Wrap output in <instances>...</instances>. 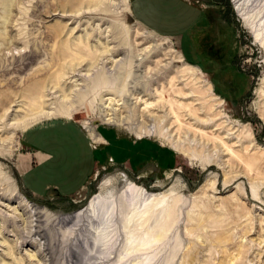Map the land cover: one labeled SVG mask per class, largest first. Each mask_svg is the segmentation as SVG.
I'll return each instance as SVG.
<instances>
[{"label": "rangeland", "instance_id": "rangeland-1", "mask_svg": "<svg viewBox=\"0 0 264 264\" xmlns=\"http://www.w3.org/2000/svg\"><path fill=\"white\" fill-rule=\"evenodd\" d=\"M255 34L264 41V0H0V95L20 93L24 78L50 62L57 43L88 38L99 49V41L110 48L113 59L122 58L118 67L99 56L93 66L84 62L65 70L61 85L68 94L72 91L69 98L78 106L72 118L6 132L5 120L0 122V264H143L147 258L148 264H264V47ZM169 50L181 60L164 56ZM68 53L79 54L77 46ZM138 54L145 61L136 70ZM188 65L195 68L196 79L174 73L189 70ZM178 90L187 98H179ZM46 93L45 107L61 108L57 87L48 84ZM177 100L196 108L201 118V104L210 103L221 113L219 122L231 129L227 145L234 150L209 143L202 151L192 135L185 137L174 116L165 115L168 103L179 115ZM24 102L14 97L10 110L24 112ZM110 107L123 122L119 130L100 118V110ZM86 122L104 137L125 140L122 146L131 154L138 147L141 157L129 151L119 161L107 156L75 195L29 192L16 166L25 133L71 134L70 127L82 129ZM179 123L185 128L192 120L179 116ZM204 132L211 138L213 129ZM170 142L180 143L181 149ZM207 155L216 162L203 163ZM240 158L246 164L256 161L258 172L248 174ZM106 175L114 179L102 190ZM123 179L180 198L176 221L153 248H126L130 230L124 226ZM7 183L45 213L38 225L44 237L26 236L31 229L27 210L6 192ZM97 194L105 200L96 213L61 221L85 209Z\"/></svg>", "mask_w": 264, "mask_h": 264}, {"label": "bare ground", "instance_id": "bare-ground-1", "mask_svg": "<svg viewBox=\"0 0 264 264\" xmlns=\"http://www.w3.org/2000/svg\"><path fill=\"white\" fill-rule=\"evenodd\" d=\"M233 1H236V0H233ZM7 6L9 7V4ZM6 9H5V14H8V10L6 11ZM58 32H59V29L57 30L55 37L58 36L59 34ZM119 34H121V31L118 32L117 35L116 34L115 35L118 38H121ZM255 37L258 38V40L260 41L258 34H255ZM3 40H6V39L3 37ZM77 41H80V43H70V41H68L70 45H67L66 43L64 44L57 43L56 44L57 47L56 48L54 47L53 51H51L49 54L50 62L46 65L39 66L38 68H36L34 71H32L30 74H28L24 78V80L22 81V86H20L21 87L20 93L8 91L0 95V122L2 120H5V122H3L4 124L3 125L4 130H2L3 132H6L8 128H12L14 130H24V129L29 130L31 127L40 126L44 122L52 121L54 119L63 118L64 120H68L72 118L76 113L75 111L78 110V106L77 104H73L72 99L69 98L71 96L70 92L72 91L69 89L70 91L68 94L67 92H65L66 90L61 85V78H63L62 76L65 70L75 69L77 65H81V64L87 65V63L88 65L91 64L93 66V64L95 63V61L98 59L99 56L108 57L107 59L109 60L110 63L117 64L115 65L116 67L121 65L122 58L113 59L112 57L114 55V52L113 51L111 52V49L108 47L107 49L105 47L106 45L103 44L101 41H99V46L103 45L102 46L103 48L101 47V49H99L100 47L98 48L97 44L92 45L88 38H81L80 40H77ZM260 42H261V45H263L264 47V41H260ZM71 45L77 46V51L79 54H69L68 53V50L69 48H71ZM94 48L96 50H93ZM82 51H86L87 53L81 54ZM169 52H171V54H169ZM172 53H173L172 50L166 51L164 52V56H168V58L171 61L175 60L176 58H178V60H181L180 56L177 57V54H172ZM140 55L141 54H138V55H135L134 57L137 60L136 61L137 63L133 66L134 68H136V70H139L143 66L144 61H145L144 57ZM68 57L70 59L67 61L66 59ZM84 58H87V60L85 61ZM84 62H87V63L83 64ZM188 66L189 67L187 69L189 70L180 69L176 72L174 71V73L178 76L189 75V77H191L192 79H196V77L194 76V72H193L195 68L190 65ZM52 68H55V69L53 70V72H50L51 71L50 69ZM48 84H51V88L57 87V91L61 92L59 96H61L62 98H58L60 99L59 101L60 103L58 102L59 103L58 106L61 107V108H57L59 110L55 109L53 111L52 110L50 111L49 109L45 107L46 105L45 96L47 95L46 92H47ZM169 91L170 90H168L167 92ZM171 92L174 93L175 91L172 90ZM50 93L51 91L49 92V95ZM184 93L178 90L176 95L179 98L186 99L187 95H185ZM14 97L23 98L25 100L24 104L27 105L26 106L27 108L23 109L24 112L20 114H15L13 110H10L11 105L9 104L13 102ZM177 103L178 104L176 105V108L179 111V115H177L174 112L175 108L173 106V103H168L167 106H168L169 112L165 113V115L169 116L170 114V116L171 115L174 116L175 122H178V124L180 125L178 126V129L180 130V132L185 137H191L192 135L193 140L197 141L195 145H197L198 143L197 147H200L202 151H205L207 149L206 148L207 144L212 143L211 145H213L212 146L213 148H216V147L219 148V146H223L228 151L234 150L227 145L228 140L233 138L232 133H230L231 129H225V126L221 124V122H219V119H220L219 115H221V113L213 111L212 110L213 108L211 109L210 107V103L205 104L204 102L201 104L202 109L205 107V105L208 106L205 112L202 109H199L205 115L203 118L197 115L198 112L196 108H191L189 105L181 103L180 100H177ZM106 108L100 110L99 115H100L101 120L104 123L113 124L114 127L118 128V130H119V127L122 128L123 122L120 120V118L111 112L112 111L111 107L109 108V110L108 109L105 110ZM179 116L184 117V118L187 117V119H191L192 123L189 126L186 125L187 127L185 128L181 127V124L179 123ZM191 128H193L194 131ZM208 128L213 129L211 138L208 136V134H205L204 132V129H208ZM82 129L84 130L86 135L90 138V140L92 141L100 140V136L98 132L88 122L85 123ZM224 130H226V132H224ZM223 133H225V135ZM187 140L189 141L188 145H190L191 143L192 144L194 143L192 140H190V138H188ZM162 143L166 144L167 140L162 141ZM182 144L184 145L185 143L183 142ZM170 145L171 147L175 149H181L180 143L170 142ZM233 147H236V146L234 145ZM245 147L247 146H244V150L246 149ZM247 149L249 148L247 147ZM239 150H241V148ZM211 157L212 156H208L206 159L203 160V163L214 164V162H216L215 157H212V158ZM247 164L249 166L247 170L248 174H250V172H255V173L258 172L259 167L256 161L255 162L254 160L248 161ZM113 179H114L113 175L104 176L99 184L100 185L99 188L102 190L108 188L109 186H111ZM122 181H124V185L122 186V196H125L126 198V200H123V201H124L125 208L127 209L125 219H124V226L125 227L128 226V229L130 230V236L127 238V241H126V248L131 249L132 251H139V250H146L149 248H153V246L160 239L164 237L165 232L168 231L169 227L176 221L175 213L177 211L178 205L181 203L180 198L171 196V193L169 191L153 193V192H149L145 190L142 187H139L133 182H129L127 179L125 180L123 179ZM6 185H7L6 188L8 189V191L6 192H9V194H11L12 196L18 197L20 199L21 205L25 208V210H27L25 214L28 213V219H29L31 229L29 230V232H27L26 236L29 238L34 235L38 237L40 236L44 237L45 235L44 230L41 229L38 225L40 223L41 216L45 215V213L40 208L35 206L33 203L29 202L20 192L16 191V188L12 186V184L7 183ZM252 193L254 194V190H252ZM104 200L105 199H103V197L100 194L94 195L88 201L85 209L83 208V210H79L73 215L66 216L62 218L61 221L73 222L75 220L82 218L85 214L89 213L90 211L91 212L93 211L94 213L96 207L99 204H101V202H103ZM96 212L97 211H95V213ZM132 232H135L136 234L135 237L133 236L134 239L133 237H131ZM188 255L190 256L191 254H188ZM148 262H149V259L147 258L144 260L143 264H148Z\"/></svg>", "mask_w": 264, "mask_h": 264}, {"label": "crops", "instance_id": "crops-1", "mask_svg": "<svg viewBox=\"0 0 264 264\" xmlns=\"http://www.w3.org/2000/svg\"><path fill=\"white\" fill-rule=\"evenodd\" d=\"M70 128L73 130L71 134H53L40 129L25 133L24 153L16 166L23 186L32 194L44 195L53 191L65 195L78 194L107 156L119 161L122 152L131 154L130 148L126 150L122 146L125 140L107 134L104 137L98 132L100 140L92 141L78 125ZM56 147L59 148L57 152ZM139 152L137 147L131 155L141 157Z\"/></svg>", "mask_w": 264, "mask_h": 264}]
</instances>
